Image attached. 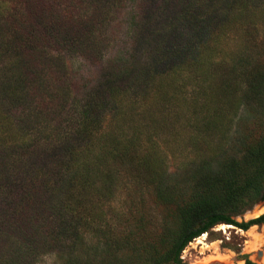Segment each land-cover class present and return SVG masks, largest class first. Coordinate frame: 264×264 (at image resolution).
Instances as JSON below:
<instances>
[{"label":"trees","instance_id":"1","mask_svg":"<svg viewBox=\"0 0 264 264\" xmlns=\"http://www.w3.org/2000/svg\"><path fill=\"white\" fill-rule=\"evenodd\" d=\"M127 1L5 0L14 13L0 7V264H35L55 240L67 249L61 264H182L191 239L235 223L264 195V53L253 39L219 49L227 24L253 26L264 0ZM82 4L85 13L73 16ZM125 7L132 51L117 61L105 57L109 39L96 30L108 31ZM71 55L100 66L82 92L64 62ZM216 79L218 87L209 86ZM148 86L152 95L193 103L187 124L196 135L224 137L243 105L262 114L260 132L249 127L227 137L213 159L184 161L182 177L158 175L149 164L145 180L167 218L150 232L153 221L131 198L116 230L102 208L128 149L123 123L108 129L107 119ZM87 234L100 246L83 256L76 252Z\"/></svg>","mask_w":264,"mask_h":264},{"label":"rangeland","instance_id":"2","mask_svg":"<svg viewBox=\"0 0 264 264\" xmlns=\"http://www.w3.org/2000/svg\"><path fill=\"white\" fill-rule=\"evenodd\" d=\"M14 3L0 0V7L5 11L13 12ZM131 5V1H127V6ZM4 6H7L4 7ZM75 11L72 10L73 16L84 14L86 6L76 5ZM115 17L107 26V30H96L97 34L109 39L106 49L103 51L106 58H116V60L124 59L131 53V34L129 32V23L126 18L124 9H118ZM256 17L253 26H236L232 27L227 24L224 32L225 36L220 37L219 49L223 52H231L235 48L244 43H248V39H253V43L258 45L257 49L264 53V12L262 8L255 11ZM255 24V25H254ZM218 48V46H217ZM256 48H254L255 50ZM256 49V50H257ZM56 55V53H53ZM122 57V58H121ZM263 61V57H259V62ZM65 64L73 73L74 85L82 92L84 85L89 86L98 79L97 69L99 65L93 64L86 60L71 55L65 57ZM264 63V62H263ZM219 80L209 82V86L217 88ZM209 88V87H208ZM155 88L148 86V89L138 97V101L134 102L131 98L123 99L119 114L107 119L108 129L117 123H123L125 130L121 134V144L126 145L128 151L122 157L121 164L114 167L116 175L113 176L114 184L110 200L102 208L107 220L112 221L111 225L116 230L124 228V219L128 214L129 200L133 198L140 208L147 221L152 220V224L148 225L150 232H159L166 217V210L160 205H155L150 194V188L147 186L145 177L147 171L149 173V164L157 169V174L167 173L170 176H181L183 162L191 160L194 157L198 159H213L216 156L218 146L226 143L230 138H236L252 127V133L260 132L257 121L261 117L259 111L252 110L247 106H241L233 118L227 121L228 131L224 137L218 133H194L195 130L188 126L187 121L190 119V110L193 105L191 101L185 98L177 97L172 99L166 96L152 95ZM157 90V89H156ZM214 90V89H213ZM165 93H167L165 91ZM140 94V95H141ZM168 94V93H167ZM197 92L192 91L190 96H197ZM166 98V99H165ZM176 100V101H173ZM233 116L232 114L229 117ZM110 117V116H109ZM159 131L158 136L155 135L151 127ZM196 135V148L189 141L193 135ZM230 133V134H229ZM229 134V136H228ZM131 139V140H129ZM228 145H226L227 147ZM193 150H196L197 156ZM231 152L228 147L224 156ZM113 169V170H114ZM149 176V175H148ZM169 177V176H168ZM172 178V177H170ZM181 179V178H180ZM140 204V205H141ZM264 211L261 203L255 202L249 208L233 218L238 222L248 220L257 216ZM264 237V224L259 227H251L247 231L233 227L229 224L220 223L210 227L207 231L199 236L191 239L180 253L182 264H242L241 254H248L251 259H256V251L263 250L264 246L261 240ZM100 246L96 243L95 236L87 234L84 244H79L76 253L83 256L92 253L94 246ZM81 249V250H80ZM66 248L63 241L56 240L47 247L38 257L35 264H61ZM264 260V256L262 257ZM258 263L262 260L256 259Z\"/></svg>","mask_w":264,"mask_h":264},{"label":"flooded vegetation","instance_id":"3","mask_svg":"<svg viewBox=\"0 0 264 264\" xmlns=\"http://www.w3.org/2000/svg\"><path fill=\"white\" fill-rule=\"evenodd\" d=\"M257 203H261L262 204V207L264 208V195H263V197L260 200L257 201ZM256 218H259V219L256 220V221H253ZM233 220H234L235 223H225V224H229V225H231L233 227L240 228L243 231H247L251 227H254V226L259 227L262 224H264V211L261 212L260 214H258L257 216H254L252 218H249L248 220H244V221L241 220V222H238L234 218H233ZM217 224H220V223H217ZM236 224H240V226L242 224H246L247 227H240L239 225H236ZM261 240H262L263 246H264V237H261ZM241 255H242L241 256V258H242V264H264V260L262 259V257L264 256V251L263 250H257L256 251V254H255L256 259H258V260L261 259L262 260V263H258L256 259L255 260L254 259H251L248 254H241Z\"/></svg>","mask_w":264,"mask_h":264}]
</instances>
